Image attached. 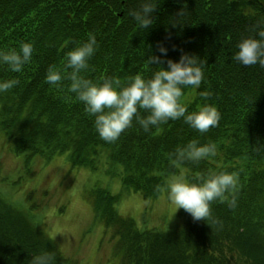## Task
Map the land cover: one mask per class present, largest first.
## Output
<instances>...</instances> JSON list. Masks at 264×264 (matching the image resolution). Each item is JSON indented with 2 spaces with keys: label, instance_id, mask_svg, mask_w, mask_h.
Wrapping results in <instances>:
<instances>
[{
  "label": "trees",
  "instance_id": "16d2710c",
  "mask_svg": "<svg viewBox=\"0 0 264 264\" xmlns=\"http://www.w3.org/2000/svg\"><path fill=\"white\" fill-rule=\"evenodd\" d=\"M143 2L0 0V51H18L21 43L34 47L21 73L0 64V83L20 81L0 93V132L28 163L65 155L72 168L96 171L104 165L128 192L145 199L167 196L157 186L166 188L182 168L188 182H196L198 174L243 168L237 207L213 203V217L220 222L214 225L194 222L180 209L165 230H142L118 212L120 195L97 187L90 200L95 218L112 230L114 264H264V150H253V145H264V68L244 67L233 59L241 39L255 36L251 26L264 20V0H157L147 30L129 16ZM182 7L186 14L173 27ZM89 34L95 35L97 48L81 75L97 84L101 77H116L123 84L138 73L151 78L159 68L146 65L149 55L179 62L183 52L205 60L200 88H185L182 102L189 113L204 104L216 107L219 125L201 134L181 118L146 133L133 121L116 143L101 140L95 118L67 91L70 82H63V91L45 82L48 68L63 71L66 54L87 42ZM158 43L167 55L158 51ZM159 67L167 70L166 63ZM204 91L211 93L207 100L199 95ZM192 140L199 146L215 143L217 156L173 166L169 154ZM45 253L53 255L51 264H79L62 254L29 213L0 198V264H31Z\"/></svg>",
  "mask_w": 264,
  "mask_h": 264
},
{
  "label": "clouds",
  "instance_id": "9594fccd",
  "mask_svg": "<svg viewBox=\"0 0 264 264\" xmlns=\"http://www.w3.org/2000/svg\"><path fill=\"white\" fill-rule=\"evenodd\" d=\"M158 8L157 0H144L138 9L129 11V16L138 27L147 30L153 26V14ZM185 14V7H182L173 17L172 26L181 25L180 18ZM249 31L255 33V36L241 39L233 59L244 67L259 65L264 68V20L257 21ZM96 48V37L89 34L87 42L66 54L63 71L54 65L48 68L45 82L60 91L64 90V81L70 82L67 91L75 94V99L84 104V111L95 118L96 132L104 142L116 143L123 133L133 127V121L146 133L154 127L168 123L169 120L181 118L201 134L219 125L221 115L216 107L204 104L198 111L189 113L187 105L182 102L185 88H200L204 79L205 60L183 52L179 62L171 59L165 61L159 56L149 55L145 61L146 65H156L159 68L151 78L145 79L138 73L129 77L128 82L123 84L116 77H101L102 83L97 84L81 75L82 71L89 69L88 61L93 57ZM157 49L167 55V49L162 44L158 43ZM33 52L32 43H21L18 51H0V64L6 65L13 73H21L24 66L31 62ZM165 63L167 70L159 67ZM19 83V79L0 83V93L10 91ZM199 95L207 100L211 93L204 91ZM142 112L147 115L143 116ZM253 150L260 152L264 150V145H253ZM217 154L215 143L199 146L197 140H192L186 146L170 153L169 158L173 166H180L186 161L199 163L214 158ZM241 172L243 168L230 173L219 171L210 172L206 176L198 174L196 182H188L182 174L173 175L167 180L166 188L157 186L156 190L167 192V199L176 208V212L183 209L194 222L204 221L208 225H214L220 222L213 217V203L218 201L227 204L233 210L237 207L238 194L242 188ZM52 260L53 255L45 253L34 257L31 264H51Z\"/></svg>",
  "mask_w": 264,
  "mask_h": 264
},
{
  "label": "rangeland",
  "instance_id": "374dc122",
  "mask_svg": "<svg viewBox=\"0 0 264 264\" xmlns=\"http://www.w3.org/2000/svg\"><path fill=\"white\" fill-rule=\"evenodd\" d=\"M181 174L186 178L187 171L182 168ZM97 187L120 195L118 212L135 220L142 230H165L180 211L166 195L145 199L128 192L119 176L106 173L104 165L96 171L72 168L65 155L51 160L35 157L28 163L26 157L14 153L12 143L0 132V198L29 213L62 254L79 264L117 260L112 230L95 218L90 200Z\"/></svg>",
  "mask_w": 264,
  "mask_h": 264
}]
</instances>
